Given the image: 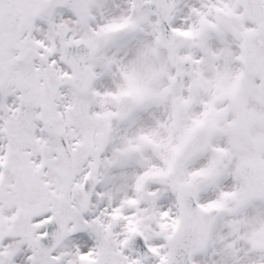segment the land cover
I'll use <instances>...</instances> for the list:
<instances>
[{
    "label": "snow or ice",
    "instance_id": "1",
    "mask_svg": "<svg viewBox=\"0 0 264 264\" xmlns=\"http://www.w3.org/2000/svg\"><path fill=\"white\" fill-rule=\"evenodd\" d=\"M0 264H264V0H0Z\"/></svg>",
    "mask_w": 264,
    "mask_h": 264
}]
</instances>
